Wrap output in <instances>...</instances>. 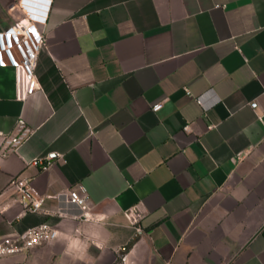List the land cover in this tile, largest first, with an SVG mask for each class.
I'll use <instances>...</instances> for the list:
<instances>
[{
	"label": "crops",
	"instance_id": "1",
	"mask_svg": "<svg viewBox=\"0 0 264 264\" xmlns=\"http://www.w3.org/2000/svg\"><path fill=\"white\" fill-rule=\"evenodd\" d=\"M22 12L0 0V29ZM43 24L41 88L0 66V130L34 129L0 154V238L59 234L0 264H264V0H51ZM79 182L91 217L47 211Z\"/></svg>",
	"mask_w": 264,
	"mask_h": 264
},
{
	"label": "built area",
	"instance_id": "2",
	"mask_svg": "<svg viewBox=\"0 0 264 264\" xmlns=\"http://www.w3.org/2000/svg\"><path fill=\"white\" fill-rule=\"evenodd\" d=\"M51 0H21L22 14L14 16L13 22L0 29V66H11L15 71V94L19 100L26 98L41 88L36 67L39 52L46 41L44 22L47 17ZM202 102V98L198 97ZM257 106L258 101H251ZM163 102H156L152 108L158 110ZM33 127L20 114L15 127L11 131L0 130V154L5 156L15 152L31 136ZM31 163L39 164L43 168L50 166L49 159L36 157ZM8 188L18 192L19 200L28 211L43 212L48 197L34 186L30 176L17 174L11 178ZM57 206L51 213L64 216L77 208L79 212L74 216L91 217V206L85 185L81 182L56 194ZM131 210H129V214ZM135 220V218H133ZM59 229L49 221L31 225L21 232L0 238V258L15 253L25 252L28 249L55 239Z\"/></svg>",
	"mask_w": 264,
	"mask_h": 264
},
{
	"label": "clouds",
	"instance_id": "3",
	"mask_svg": "<svg viewBox=\"0 0 264 264\" xmlns=\"http://www.w3.org/2000/svg\"><path fill=\"white\" fill-rule=\"evenodd\" d=\"M103 218H104L103 216L100 217V219H103ZM69 247H72V244H69Z\"/></svg>",
	"mask_w": 264,
	"mask_h": 264
}]
</instances>
